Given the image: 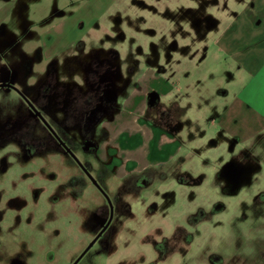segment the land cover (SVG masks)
I'll return each instance as SVG.
<instances>
[{
  "label": "rangeland",
  "instance_id": "1",
  "mask_svg": "<svg viewBox=\"0 0 264 264\" xmlns=\"http://www.w3.org/2000/svg\"><path fill=\"white\" fill-rule=\"evenodd\" d=\"M240 1L118 0L82 44L45 58L39 35L54 0H0V83L32 101L114 204L111 224L78 264H264V166L236 195L227 186L185 193L184 205L198 201L187 210L153 207L155 187L111 178L85 153L97 114L116 110L140 67L164 70L172 46L181 56ZM210 54L205 103L234 88ZM109 217L107 198L49 127L18 91L0 86V264H72Z\"/></svg>",
  "mask_w": 264,
  "mask_h": 264
},
{
  "label": "crops",
  "instance_id": "2",
  "mask_svg": "<svg viewBox=\"0 0 264 264\" xmlns=\"http://www.w3.org/2000/svg\"><path fill=\"white\" fill-rule=\"evenodd\" d=\"M117 1L54 0L55 14L43 20L46 28L39 35L43 57H62L82 44ZM239 6L225 25L193 36L181 56L175 57L172 44L173 60L160 65L164 70L152 63L140 67L116 110L98 120L85 148L100 172L155 187L149 197L153 207L188 210L193 203L184 205L185 193L201 197L206 186L219 191L227 186L231 193L236 170H246L249 183L254 171L263 169L264 0H243ZM209 53L234 88L217 90L214 101L205 103L202 60ZM161 111L169 123L164 127Z\"/></svg>",
  "mask_w": 264,
  "mask_h": 264
},
{
  "label": "water",
  "instance_id": "3",
  "mask_svg": "<svg viewBox=\"0 0 264 264\" xmlns=\"http://www.w3.org/2000/svg\"><path fill=\"white\" fill-rule=\"evenodd\" d=\"M0 86H8L12 87L15 90H17L30 104V106L35 110L37 115H39L45 123L49 126V128L53 131V133L58 137L61 144L66 147V149L72 154V156L76 159V161L80 164V166L83 168V170L87 173V175L91 178V180L95 183V185L101 190V192L105 195V197L108 200V203L110 205V217L107 223L103 226L101 231L96 235V237L90 242V244L86 247V249L80 254V256L72 263V264H78V262L82 259V257L86 254V252L94 245V243L98 240V238L104 233V231L107 230L109 225L111 224V221L113 220L114 216V204L112 202L111 197L106 192V190L101 186V184L98 182V180L92 175V173L88 170V168L83 164V162L80 160V158L71 150V148L60 138V136L57 134L56 130L52 127V125L44 118V116L41 114V112L34 106V104L30 101L27 96L23 94V92L17 88L11 81L0 83Z\"/></svg>",
  "mask_w": 264,
  "mask_h": 264
},
{
  "label": "flooded vegetation",
  "instance_id": "4",
  "mask_svg": "<svg viewBox=\"0 0 264 264\" xmlns=\"http://www.w3.org/2000/svg\"><path fill=\"white\" fill-rule=\"evenodd\" d=\"M17 91V90H16ZM23 97V96H22ZM24 98V97H23ZM25 99V98H24ZM26 100V99H25ZM107 100H109V97H108V99ZM27 101V100H26ZM31 101V100H30ZM32 102V101H31ZM28 103V102H27ZM29 104V103H28ZM30 105V104H29ZM35 106V105H34ZM31 107V106H30ZM36 107V106H35ZM32 108V107H31ZM37 108V107H36ZM33 109V108H32ZM38 109V108H37ZM34 110V109H33ZM39 110V109H38ZM161 110H163L164 111V106H163V108H161ZM40 111V110H39ZM34 112H35V110H34ZM41 112V111H40ZM35 114H36V116H38V117H40L39 115H37V113L35 112ZM41 114H42V112H41ZM43 115V114H42ZM44 116V115H43ZM87 116H88V114L87 115H85L84 117H85V119L87 118ZM97 116H98V120H100L102 117H104L105 115H104V113L103 112H99L98 114H97ZM41 118V117H40ZM45 118V117H44ZM42 119V118H41ZM43 120V119H42ZM47 120V119H46ZM93 119H91L90 120V123H91V121H92ZM158 120H159V124L161 125V127H164L165 126V124H168L169 125V123H168V121H166V118H165V116H164V113L161 111V115H160V117L158 116ZM44 121V120H43ZM49 122V121H48ZM167 122V123H166ZM44 123H45V121H44ZM46 124V123H45ZM88 124V123H87ZM47 125V124H46ZM48 126V125H47ZM177 126V125H176ZM49 127V126H48ZM53 127V126H52ZM50 129V128H49ZM51 130V129H50ZM52 131V130H51ZM57 132V131H56ZM52 133H53V131H52ZM54 134V133H53ZM57 134H58V132H57ZM55 135V134H54ZM59 135V134H58ZM60 136V135H59ZM55 137L58 139V137L55 135ZM61 138V137H60ZM91 138V137H90ZM62 139V138H61ZM59 140V139H58ZM63 140V139H62ZM64 141V140H63ZM59 142H60V140H59ZM65 142V141H64ZM61 143V142H60ZM66 143V142H65ZM67 144V143H66ZM88 144H90V141L88 140V142H87V144H86V146L88 145ZM68 145V144H67ZM69 146V145H68ZM65 147V146H64ZM70 147V146H69ZM71 148V147H70ZM65 149H66V147H65ZM33 150V149H32ZM67 150V149H66ZM71 150L73 151V149L71 148ZM29 151H31V149L29 148ZM68 151V150H67ZM74 152V151H73ZM68 153H70L69 151H68ZM75 153V152H74ZM76 154V153H75ZM70 155L72 156V154L70 153ZM73 157V156H72ZM74 158V157H73ZM75 159V158H74ZM76 160V159H75ZM78 163V162H77ZM79 164V163H78ZM83 164H84V162H83ZM80 165V164H79ZM85 165V164H84ZM86 166V165H85ZM81 167V166H80ZM82 168V167H81ZM83 169V168H82ZM89 170V169H88ZM86 173V172H85ZM87 174V173H86ZM246 170H243V171H240V170H236L235 171V173L234 174H232L231 175V184H230V191H231V193L233 194V195H236L237 193H238V191L241 189V187H242V184H244V183H246ZM259 196V195H258ZM108 229V228H107ZM105 232V231H104Z\"/></svg>",
  "mask_w": 264,
  "mask_h": 264
}]
</instances>
